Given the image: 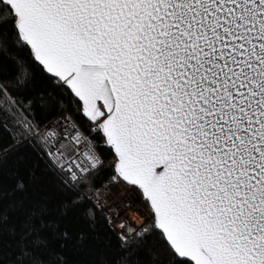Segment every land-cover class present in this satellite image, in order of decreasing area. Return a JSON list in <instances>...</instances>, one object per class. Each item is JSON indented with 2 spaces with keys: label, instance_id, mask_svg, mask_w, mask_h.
I'll list each match as a JSON object with an SVG mask.
<instances>
[{
  "label": "snow or ice",
  "instance_id": "1",
  "mask_svg": "<svg viewBox=\"0 0 264 264\" xmlns=\"http://www.w3.org/2000/svg\"><path fill=\"white\" fill-rule=\"evenodd\" d=\"M4 56L14 70L0 79V163L36 151L72 194L60 215L87 205L90 228L102 169L139 193L142 223H120L114 264H264V0H0ZM47 211L28 218L70 239ZM7 220L0 198V260ZM24 227L18 258L46 264L25 241L48 239Z\"/></svg>",
  "mask_w": 264,
  "mask_h": 264
},
{
  "label": "trees",
  "instance_id": "2",
  "mask_svg": "<svg viewBox=\"0 0 264 264\" xmlns=\"http://www.w3.org/2000/svg\"><path fill=\"white\" fill-rule=\"evenodd\" d=\"M0 69L3 73L0 79H8L9 73L14 69L7 56L0 58ZM43 83V77L38 72L35 73L37 90ZM58 113L54 112L45 117L37 110V118L48 120ZM73 119L84 129L91 140H96L80 117L73 116ZM0 136L3 138L2 143L6 146L9 143L8 133L0 130ZM96 151L105 162L111 158L103 148L98 147ZM110 175L109 171L102 169L95 179L94 187L97 190H102L114 184L109 179ZM18 181H23L25 184L23 192L16 190ZM71 195V193L61 190L56 176L48 170L45 161L27 145L20 146L4 158L0 163V198H2L3 211L7 214L8 220L4 223L3 258L0 260V264H27L22 258H18L17 254L20 248L17 247V244L20 242L21 235L27 231L24 227L26 222L30 226L41 229L39 220L35 221L33 225L28 218V212L34 207H46L48 211L44 219L57 221L60 229L67 230L70 234L68 240L52 239V230L43 228L39 234L41 237L47 238L48 243L46 247L37 248L32 246L33 237H28V240L25 241L28 248L34 251L35 255L43 259L46 264H114L117 257L123 255L117 241L119 230L112 222L109 224L105 220L106 215L101 211L96 214L95 227L90 228L89 222L80 214L87 205L73 210L67 216H61L60 204ZM9 225H15L17 230L15 237L9 235ZM80 232L86 234L83 243L77 241V234ZM150 244H152L151 239L149 240ZM58 257H62V259ZM140 258L142 261L147 260L143 254L140 255Z\"/></svg>",
  "mask_w": 264,
  "mask_h": 264
},
{
  "label": "built area",
  "instance_id": "3",
  "mask_svg": "<svg viewBox=\"0 0 264 264\" xmlns=\"http://www.w3.org/2000/svg\"><path fill=\"white\" fill-rule=\"evenodd\" d=\"M61 115V113H58L54 116H52L50 119H48V121H52L54 120L57 116ZM80 130L84 132V134L86 135V132L84 131V129H82L80 127ZM69 140H71V136H69L67 139H64L62 137V142L67 145L69 143ZM59 145H57L58 147ZM79 147V146H76ZM55 150V149H53ZM66 153L71 157V156H80V153L77 152L74 149H65ZM87 155V152H84V156ZM76 163H83L85 162L83 160V157H80L79 159H77L75 161ZM116 185L119 186L120 189H123L125 191H129V194H131V196L133 197H124L122 196L119 199H114L112 198V194H113V190L110 191V187L102 189V190H98L99 192L102 193V195L99 197V204L102 207L101 212H103L107 217H111V222L113 223V225L120 231L119 225L122 221L127 220L128 223L136 226L139 225L140 223H142V216L141 214L136 210L137 207H139V193L134 189V188H129L128 186H126L125 183H116ZM132 204L133 208L129 209L128 205ZM124 209H129V211H133L135 212L138 216H139V220L136 221V215H131L129 213H124L122 214Z\"/></svg>",
  "mask_w": 264,
  "mask_h": 264
},
{
  "label": "rangeland",
  "instance_id": "4",
  "mask_svg": "<svg viewBox=\"0 0 264 264\" xmlns=\"http://www.w3.org/2000/svg\"><path fill=\"white\" fill-rule=\"evenodd\" d=\"M110 186H111L110 191L113 190L112 198H114V199H119V198H121V197L124 196V195H125L124 197H129V195H130V197H132L131 194H129V191H128V190L125 191V190H123V189H120L119 186L116 185V184H112V185H110ZM110 186H107L106 188H108V187H110ZM104 189H105V188H104ZM132 198H133V197H132ZM124 213H129V214H131L132 216H133V215H136V221L139 220V216H138L135 212H133V211H129V209H124L123 212H122V214H124Z\"/></svg>",
  "mask_w": 264,
  "mask_h": 264
},
{
  "label": "water",
  "instance_id": "5",
  "mask_svg": "<svg viewBox=\"0 0 264 264\" xmlns=\"http://www.w3.org/2000/svg\"><path fill=\"white\" fill-rule=\"evenodd\" d=\"M124 183V182H123Z\"/></svg>",
  "mask_w": 264,
  "mask_h": 264
}]
</instances>
